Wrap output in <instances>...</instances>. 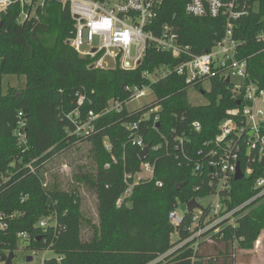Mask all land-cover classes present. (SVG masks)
<instances>
[{"label": "trees", "instance_id": "trees-1", "mask_svg": "<svg viewBox=\"0 0 264 264\" xmlns=\"http://www.w3.org/2000/svg\"><path fill=\"white\" fill-rule=\"evenodd\" d=\"M186 1L164 0L156 22L171 24L190 53L209 51L224 37L226 21L187 14ZM18 13L19 7L12 5L0 16V76L25 79L22 91L0 93V213L7 221V228L0 230V252H14L18 233L26 232V248L54 252L55 256L42 264L147 263L170 247L175 229L168 213L175 205L203 197L211 190L203 181L205 177L194 173L187 160L198 158V151L216 137L227 111L237 107L232 82L217 73L210 77L208 91L202 90L200 82L188 83L185 76L175 73L151 82L145 73L154 72L160 65L172 67L185 58L153 48L134 69L96 68L91 58L79 55L67 43L74 29L67 6L49 2L36 18L23 22H17ZM263 30L264 0H252L250 12L233 21L232 36L238 42L237 58L246 61L248 81L261 88L264 41L257 35ZM145 84H150L155 100L129 111L126 103L130 93L125 87ZM190 86L199 88L207 103H189ZM79 95L84 98L81 105L77 104ZM111 99L118 100L121 108L106 113ZM75 109L82 115L89 110L99 114L94 133L86 137L66 134L73 127L68 113ZM135 122L138 127L132 129L129 125ZM193 122L200 124L198 131ZM16 129L25 132V151L17 143ZM136 136L151 148L148 159L156 164L151 179L134 182L141 162ZM176 137L183 139L186 160L166 154V148L179 151ZM82 143L89 147L92 167L77 165L72 178L95 194L96 221L86 216L78 186L64 188L49 169L54 157ZM153 146L158 149L153 150ZM253 166V174L232 181L231 206L243 203L260 189L255 187L256 178L261 176L257 169L260 164L257 161ZM241 167L244 170L242 161ZM126 173L133 175L128 180L133 186L117 205L127 187ZM157 181L162 186L156 185ZM252 206L235 226L220 228L210 241L199 242L196 249L188 242L175 255L155 264H235V252L253 247L264 229V201ZM188 216L176 228L179 241L189 235L185 229ZM46 218V226L40 227L39 221ZM135 230L162 237V243L156 246L151 240L143 247ZM128 252L138 253L132 263L121 259Z\"/></svg>", "mask_w": 264, "mask_h": 264}, {"label": "built area", "instance_id": "built-area-1", "mask_svg": "<svg viewBox=\"0 0 264 264\" xmlns=\"http://www.w3.org/2000/svg\"><path fill=\"white\" fill-rule=\"evenodd\" d=\"M49 2H56L69 8L74 29L67 43L79 55L91 58L93 67L108 69L109 66L104 59L109 57L113 60L114 67L134 69L141 63L146 51L153 48L157 52H168L173 57L185 58L172 67L160 65L154 72L145 73L146 77L154 74L158 80L175 73L185 76L188 83L202 84L217 73L222 78H228L230 82L232 78L241 80L238 84L232 83L235 97L239 101L237 107L227 111V116L218 124L216 137L206 142L204 148L198 151V158L187 160V164H192L194 173L205 177L203 181L207 187L211 188L210 192L203 197H192L189 201L195 200L197 207L190 212L182 211L180 208L182 204L178 202L168 213L169 222L177 236L176 228L184 221L185 215H189V223L185 228L189 235L180 241L178 236L177 243L180 247L192 242V247L196 249L199 242L210 241L211 235L218 232L220 228L226 225L235 226L246 205L264 195L262 192L264 189V163H262L264 159V88L248 81L246 61L237 58L238 42L232 36L233 21L250 12L252 0L186 1L187 14L198 17H222L226 21L224 37L209 51L200 54L190 53L188 46L180 43L179 35L171 24L160 25L156 22L164 0H0V16L12 5H17L19 7L17 22H23L28 18H36ZM257 38L264 41V30L257 35ZM95 39L96 45L93 44ZM148 88L152 90L150 84L125 87L130 93V100L145 95ZM83 99V96L79 95L77 104L81 105ZM120 108L121 103L111 99L108 101L105 112L117 111ZM68 117L73 121V127L67 129L66 134L86 137L95 132L99 114L89 110L82 115L78 109H75L68 113ZM192 125L197 131L200 129L198 122H193ZM129 126L135 129L138 124L135 122ZM14 134L18 145L22 151H25L28 148L25 132L16 129ZM176 139L178 145L175 146L179 147V151L171 152L166 148V154L173 153L177 158L186 160L187 153L182 147L183 139L180 137ZM134 142L141 150L146 146L140 136H136ZM105 146L109 149L106 142ZM150 149L149 147L147 158L140 162L139 172L134 176V182L149 180L154 175L156 163L155 160L148 159ZM152 149L157 150L158 146H153ZM241 161L244 170L241 167ZM257 161L260 164L257 169L261 176L256 178L255 187L260 188V191L250 200L231 206L230 192L237 165L245 177L255 172L253 163ZM28 167L32 170L30 164ZM142 172H148L150 177L137 178V175ZM131 176L133 177L128 173L124 175L127 187L123 195L118 198L117 205H120L123 198L131 192L133 183L128 181ZM156 185L162 186V183L157 181ZM24 198L22 196V201ZM205 198L211 200L203 204L202 201ZM46 223V219H41L39 226L44 228ZM6 228L7 221L0 213V230ZM17 237L20 240H27L29 235L26 232H20ZM259 244L260 241L257 239L255 248Z\"/></svg>", "mask_w": 264, "mask_h": 264}, {"label": "rangeland", "instance_id": "rangeland-1", "mask_svg": "<svg viewBox=\"0 0 264 264\" xmlns=\"http://www.w3.org/2000/svg\"><path fill=\"white\" fill-rule=\"evenodd\" d=\"M96 39L94 40L93 44L96 45ZM105 63L109 66V68L114 67V62L111 58L107 57L104 59ZM149 79L154 82L156 81V76L149 75ZM239 78H232L231 82L234 84L240 83ZM25 88V79L24 77H17L15 75L11 74H4L0 76V93L5 94L8 92V90H11L12 92H20ZM202 90L208 91L210 89V83L209 81H204L201 84ZM155 100V95L153 94L152 90L150 88L146 89V93L143 96L134 98L126 103V108L131 111L138 109L144 105H150ZM187 100L189 103L193 105H201L207 103V98L205 94H203L199 88H196L194 86H190L187 89ZM88 145L87 144H80L77 148L73 147L71 150L62 152L58 154L56 157L53 158L52 162L49 164L50 172L55 175V178L57 181L64 187L69 188L71 185H77L79 194L81 196L82 201V207L84 212L87 214L86 216L90 217L92 220L96 221V196L95 194L86 189L81 183L74 182L72 178V170L76 169L77 165L84 164L86 167L91 168L92 167V161L89 157L88 152ZM149 178L150 174L148 172H142L141 174L137 175V178ZM260 190H258L259 192ZM257 192V193H258ZM264 192V189L262 190ZM256 193V194H257ZM256 194L251 196L246 201L250 200L252 197H254ZM260 198V197H259ZM210 198L203 199L202 203L205 204L207 201H210ZM264 201V197L261 199H256L253 202L255 203V206L259 204L260 202ZM245 202V201H244ZM250 202L248 205H246V208L244 209V212L249 211L253 206ZM47 220V218H46ZM135 233L138 235L139 240L141 241V244L143 247H146L149 243H151V240L156 244V246L160 245L162 243V237H155L150 233H147L145 231L135 230ZM86 235V232H84V236ZM258 239L260 241V244L258 247L255 248L254 246L247 249H238L235 252V264H264V229H262L261 233L258 236ZM178 242V236L176 233H172L170 235V247L167 249L166 252L159 255L156 258H152L145 264H155L161 259H166L168 257H171L177 253L178 248L180 247V244ZM27 245L26 241L18 240L17 247L15 248L14 252L9 250H3L0 255V264L5 263L9 253H12V259L10 264H42L43 260L50 259L55 256L54 252L52 250L46 249V250H30L25 247ZM31 256L32 260L26 261V257ZM138 256V253L136 252H128L121 256V259L123 262L132 263L134 260H136ZM4 258V259H3Z\"/></svg>", "mask_w": 264, "mask_h": 264}, {"label": "water", "instance_id": "water-1", "mask_svg": "<svg viewBox=\"0 0 264 264\" xmlns=\"http://www.w3.org/2000/svg\"><path fill=\"white\" fill-rule=\"evenodd\" d=\"M1 27H2V22H0V32H1ZM227 81H229V79H226ZM237 104H239V101L237 102ZM148 150H149V146L146 145L143 147V149L140 151L139 156H140V160H145L147 158V154H148ZM262 163H264V159L262 160ZM243 178V173L241 171V169L239 168V166L237 165L236 168V173L234 175V180H240ZM182 185V184H181ZM197 207V203L195 200H191L186 204H182L181 205V210L182 211H186V212H190L193 208ZM11 259H12V255L8 256L5 264H10L11 263ZM32 260L31 256L26 257V261H30Z\"/></svg>", "mask_w": 264, "mask_h": 264}]
</instances>
